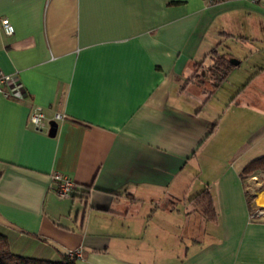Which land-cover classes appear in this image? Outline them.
<instances>
[{
    "label": "crops",
    "instance_id": "0c3cea01",
    "mask_svg": "<svg viewBox=\"0 0 264 264\" xmlns=\"http://www.w3.org/2000/svg\"><path fill=\"white\" fill-rule=\"evenodd\" d=\"M5 18L15 33L0 31V72L26 95L0 93V233L14 254L264 264V214L251 220L264 212V172L253 193L241 177L264 158V58L242 71L264 56V0H0ZM220 43L239 64L210 96L206 71L203 86L189 79ZM54 174L72 178L70 198ZM205 188L214 222L190 202Z\"/></svg>",
    "mask_w": 264,
    "mask_h": 264
},
{
    "label": "trees",
    "instance_id": "16d2710c",
    "mask_svg": "<svg viewBox=\"0 0 264 264\" xmlns=\"http://www.w3.org/2000/svg\"><path fill=\"white\" fill-rule=\"evenodd\" d=\"M210 5H218L226 0H206ZM222 43L214 47L207 55L208 61L198 64L194 75L189 79L200 86L205 84L201 76H198V70L205 69L210 81H208L210 96L218 89L227 79L235 65L231 62L232 55L224 50ZM259 172H264V158L250 163L242 172L243 179L256 176ZM197 212L206 220L214 222L217 220L216 208L213 202V196L209 188H205L190 200ZM248 203H253V196H248ZM78 257L76 255H60L55 260L26 257L16 255L12 252L8 237L0 233V264H76Z\"/></svg>",
    "mask_w": 264,
    "mask_h": 264
},
{
    "label": "built area",
    "instance_id": "2783aa9c",
    "mask_svg": "<svg viewBox=\"0 0 264 264\" xmlns=\"http://www.w3.org/2000/svg\"><path fill=\"white\" fill-rule=\"evenodd\" d=\"M210 4V3H208ZM3 31L6 35L12 36L15 33V28L9 19L5 18L0 22V31ZM0 93L6 98L16 101H23L26 98L23 87L16 81L14 76L6 75L0 72ZM66 116L62 114H56L54 120H64ZM30 122L37 131H43L46 126V115L44 110L39 106H34L30 113ZM53 181L56 185L57 194L60 199H68L76 191V184L72 178L63 174H54ZM263 212H258L257 215H262ZM254 217V215L252 216ZM79 251L71 252L70 255L78 256Z\"/></svg>",
    "mask_w": 264,
    "mask_h": 264
},
{
    "label": "rangeland",
    "instance_id": "374dc122",
    "mask_svg": "<svg viewBox=\"0 0 264 264\" xmlns=\"http://www.w3.org/2000/svg\"><path fill=\"white\" fill-rule=\"evenodd\" d=\"M225 42V41H224ZM227 43V42H226ZM226 43H224V46L223 47H225V45L227 46V44ZM228 45H232L231 43H229ZM230 47V46H229ZM231 49V51L233 52V54H234V56H236V57H238L239 59H243V57H244V55H250V50L248 51L246 48L244 49H242V47H235V46H233V47H231L230 48ZM241 50V51H240ZM246 53V54H245ZM255 54V53H254ZM251 57H252V55H250ZM264 58V56H258V55H255V57H252V59H251V61H250V63H244L245 64V67L244 68H242V71H243V73H245L246 74V72L247 71H249V70H252V74H254V73H257V72H255V71H257V70H259V68H255V67H257V63L259 64V62L260 61H262V59ZM207 63H208V61H207ZM253 65H256L255 67H253ZM203 70L204 71H206L205 69H200L199 68V72H198V76H201V74H202V72H203ZM247 70V71H246ZM207 72V71H206ZM231 84V83H230ZM230 85L229 84H227L226 83V87H224V93H221V95H219L220 96V98H223V100L224 99H226V97H228V88H230L229 87ZM226 91V92H225ZM226 93V94H225ZM226 161H224V160H222V158H221V160L217 163V168H219L220 166H223V164L225 163ZM218 170V169H217ZM263 175L264 174H262L261 176H259L258 177V179L260 180V178H261V181H264V177H263ZM250 180H252V178H249V180H246V185L247 186H249V187H251V193H253L254 191H253V189L257 186L256 185V183H254V182H252V181H250ZM250 181V182H249ZM255 206H256V204H255ZM259 211H258V209H254V217H251V220H254V218L255 219H260L262 216H260V215H257V213H258ZM263 214H264V212H263ZM253 216V215H252Z\"/></svg>",
    "mask_w": 264,
    "mask_h": 264
},
{
    "label": "water",
    "instance_id": "95a60500",
    "mask_svg": "<svg viewBox=\"0 0 264 264\" xmlns=\"http://www.w3.org/2000/svg\"><path fill=\"white\" fill-rule=\"evenodd\" d=\"M231 62L234 65H238L239 64V61H237L235 59H232ZM57 130H58V124H57V122H55V121L50 122L49 136L55 137L56 134H57Z\"/></svg>",
    "mask_w": 264,
    "mask_h": 264
},
{
    "label": "bare ground",
    "instance_id": "6f19581e",
    "mask_svg": "<svg viewBox=\"0 0 264 264\" xmlns=\"http://www.w3.org/2000/svg\"><path fill=\"white\" fill-rule=\"evenodd\" d=\"M262 201H263V199H262ZM263 203H264V201H263Z\"/></svg>",
    "mask_w": 264,
    "mask_h": 264
}]
</instances>
